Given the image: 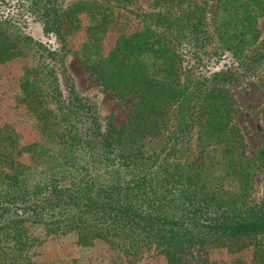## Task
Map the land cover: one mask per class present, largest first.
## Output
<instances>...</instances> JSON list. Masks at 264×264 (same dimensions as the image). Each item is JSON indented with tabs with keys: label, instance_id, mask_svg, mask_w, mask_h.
Listing matches in <instances>:
<instances>
[{
	"label": "trees",
	"instance_id": "trees-1",
	"mask_svg": "<svg viewBox=\"0 0 264 264\" xmlns=\"http://www.w3.org/2000/svg\"><path fill=\"white\" fill-rule=\"evenodd\" d=\"M138 1L18 0L56 48L0 10V65L24 61L16 104L46 140L22 145L10 124L0 127V264H29L40 224L85 248L110 235L156 245L167 264H188L197 246L239 251L255 239L252 264H264V203L249 201L264 150L249 154L234 95L264 64V0L213 9L214 0H154L135 11ZM70 52L131 104L125 123L103 122L79 93ZM225 58L224 69L197 73Z\"/></svg>",
	"mask_w": 264,
	"mask_h": 264
},
{
	"label": "rangeland",
	"instance_id": "rangeland-1",
	"mask_svg": "<svg viewBox=\"0 0 264 264\" xmlns=\"http://www.w3.org/2000/svg\"><path fill=\"white\" fill-rule=\"evenodd\" d=\"M70 1V0H69ZM212 9L215 0L211 2ZM154 0H139L135 11L153 10ZM0 10L13 16L16 23L37 40L56 48L57 37L46 35L43 26L27 15L20 7L18 0H0ZM258 28L264 41V17L259 19ZM116 31H111L106 38V52L110 50L116 38ZM84 33L72 36L69 46L74 49L81 47ZM68 65L75 78L79 93L88 101L96 104L103 122H111L119 127L125 123L132 108L130 103H120L114 96L105 92L99 82L90 77L82 63L73 55L68 54ZM230 64V59H222L218 63H210L197 71L199 75L209 76ZM24 75V61L0 65V127L10 124L21 136V144H46L40 135L37 125L25 107H18L16 94L19 93V83ZM237 99V115L235 121L245 134L249 154L255 156L264 150V64L254 77L248 80L240 89L234 90ZM196 147V146H195ZM22 161L33 165L31 158L25 156ZM251 203H264V171L256 177L255 189ZM39 241L33 246L27 257L29 264H167L162 251L156 245L133 241L122 236H111L95 242L93 247L85 248L77 244V236L71 232L52 233L47 235L45 225H36ZM258 240L243 238L239 241V251H231L227 247L210 245L197 246L185 257L188 264H203L204 261L221 264H252L254 244Z\"/></svg>",
	"mask_w": 264,
	"mask_h": 264
}]
</instances>
